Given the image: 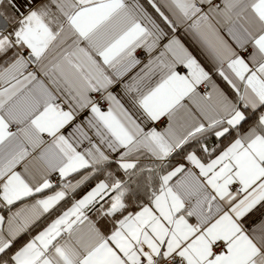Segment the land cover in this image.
<instances>
[{
  "label": "snow or ice",
  "instance_id": "6c2138e0",
  "mask_svg": "<svg viewBox=\"0 0 264 264\" xmlns=\"http://www.w3.org/2000/svg\"><path fill=\"white\" fill-rule=\"evenodd\" d=\"M86 3L0 0V264H264V108L190 143L157 135L132 155L85 159L95 121L115 131L100 108L116 85L91 82ZM205 44L227 59L222 38ZM101 54L123 86L151 82L149 109L210 80L176 36L141 31Z\"/></svg>",
  "mask_w": 264,
  "mask_h": 264
},
{
  "label": "crops",
  "instance_id": "0c3cea01",
  "mask_svg": "<svg viewBox=\"0 0 264 264\" xmlns=\"http://www.w3.org/2000/svg\"><path fill=\"white\" fill-rule=\"evenodd\" d=\"M85 10L87 36L79 40V47L88 54L84 59L94 77L91 82L97 87L106 83L105 77L116 82L115 87L108 85L104 89L107 104L100 108L111 114L115 131L102 121L94 122L95 147L87 142L83 145L91 153H83L90 162L93 157L102 160L103 156H118L129 150H133L130 155L143 151L157 135L169 143L185 138L188 142L203 135L213 121H226L236 111H242L240 105L249 109L254 103L261 105L264 0H221L220 4L214 0H87ZM141 31L153 38L176 36L186 45L185 40H190L215 72L190 48L210 73V80L200 83L210 85V90L201 92L196 85L193 92L167 110L147 108L142 100L152 87L151 82L135 90L131 89V81L123 86L128 78L117 77L101 54L122 38ZM215 37L222 38L226 45L227 59L223 63L205 44L206 38ZM245 46L250 48L248 54L242 52ZM163 116L166 123L156 126L155 122Z\"/></svg>",
  "mask_w": 264,
  "mask_h": 264
},
{
  "label": "built area",
  "instance_id": "2783aa9c",
  "mask_svg": "<svg viewBox=\"0 0 264 264\" xmlns=\"http://www.w3.org/2000/svg\"><path fill=\"white\" fill-rule=\"evenodd\" d=\"M217 4H220L221 3V0H214ZM200 5H201V3H200ZM249 50H250V48L248 47V46H245L243 49H242V52L244 53V54H248V52H249ZM197 88H198V90H200L201 92H208L209 90H210V85H208V84H199V85H197ZM104 92H105V90H104ZM104 99H105V103H104V105L102 106V107H105L106 106V97H104ZM166 123V117H161L160 119H158L156 122H155V124H156V126H158V127H162L164 124Z\"/></svg>",
  "mask_w": 264,
  "mask_h": 264
},
{
  "label": "trees",
  "instance_id": "16d2710c",
  "mask_svg": "<svg viewBox=\"0 0 264 264\" xmlns=\"http://www.w3.org/2000/svg\"><path fill=\"white\" fill-rule=\"evenodd\" d=\"M186 42H187V44L190 46V48L197 54V56H199L200 57V59L202 60V62L207 66V68L210 70V71H212V72H214V70L212 69V67L210 66V64L205 60V58L200 54V52L196 49V47L193 45V43L190 41V40H188V39H186L185 40ZM215 73V72H214ZM226 86V85H225ZM227 87V86H226ZM228 91H230L229 89H228ZM240 105V104H239ZM240 107H241V110L243 111L244 110V106H241L240 105ZM260 107L261 108H264V105H260ZM193 140H191V141H188V143H190V142H192Z\"/></svg>",
  "mask_w": 264,
  "mask_h": 264
}]
</instances>
